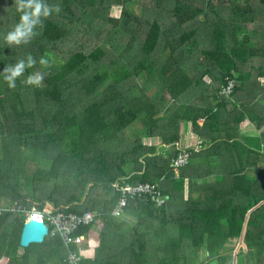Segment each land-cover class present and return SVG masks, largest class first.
<instances>
[{
	"label": "trees",
	"instance_id": "obj_1",
	"mask_svg": "<svg viewBox=\"0 0 264 264\" xmlns=\"http://www.w3.org/2000/svg\"><path fill=\"white\" fill-rule=\"evenodd\" d=\"M76 1L45 0L61 11L29 44L9 47L5 36L21 13L16 0H0V264H66L69 252L80 264H203L205 248L215 257L236 240L263 254L264 0H154L158 8L142 6L141 16L121 2L101 0L102 11L94 0L89 12ZM115 6L123 7L119 18L110 15ZM69 15L74 31L59 19ZM100 31L112 44H101ZM73 34L80 36L63 64H39ZM28 55L45 83H21L34 66L9 88L4 67ZM231 79L233 93L220 100ZM136 123L139 134L126 140ZM249 123L258 137L241 136ZM187 127L210 148L191 150L176 177L172 147ZM146 138L170 152L157 153ZM117 180L156 186L166 203L138 198L113 216ZM30 199L44 211L50 203L97 215L74 233L84 238L78 247L47 237L23 248L26 217L5 208H30Z\"/></svg>",
	"mask_w": 264,
	"mask_h": 264
},
{
	"label": "built area",
	"instance_id": "obj_2",
	"mask_svg": "<svg viewBox=\"0 0 264 264\" xmlns=\"http://www.w3.org/2000/svg\"><path fill=\"white\" fill-rule=\"evenodd\" d=\"M234 86L235 81L231 79L229 81V86L220 92L221 95L228 99L231 93H233ZM191 149L190 147L182 148L178 145V156L171 164V169L174 170L176 177H179L180 169L189 163L192 155ZM197 150L198 147L193 148V151ZM112 186L121 193L118 205L112 212L113 216H121L124 213V208L129 205L130 200L138 198L150 199L158 205L166 203V198L163 196L162 192L151 184H140L138 186H132L131 184L122 185L120 181L117 180ZM37 205V203H33L29 208L15 201L6 206L5 209L9 213L23 214L26 217L25 222L32 219L45 222L49 226L48 237H59L66 250L72 246L78 247L83 243L84 238L82 236L74 237L73 235L80 226L91 223L93 218L97 215L96 212L92 211H86L82 214L67 213L61 208H56L53 205H51L50 211H44L38 209ZM67 254L66 264H80L81 258L78 255L70 252Z\"/></svg>",
	"mask_w": 264,
	"mask_h": 264
},
{
	"label": "clouds",
	"instance_id": "obj_3",
	"mask_svg": "<svg viewBox=\"0 0 264 264\" xmlns=\"http://www.w3.org/2000/svg\"><path fill=\"white\" fill-rule=\"evenodd\" d=\"M17 11L21 13L19 23L13 30L5 36V41L9 47L29 44L38 35L37 28H43L44 20L49 18L53 12L61 11L60 5H49L45 0H16ZM37 61L32 55L26 59H20L15 64L6 65L3 69L4 80L8 87L15 89L17 80L24 76L27 69L33 68ZM41 66L47 67L48 59L41 57ZM45 79V74L41 71L32 72L26 79L21 80L22 84L33 87H40Z\"/></svg>",
	"mask_w": 264,
	"mask_h": 264
},
{
	"label": "rangeland",
	"instance_id": "obj_4",
	"mask_svg": "<svg viewBox=\"0 0 264 264\" xmlns=\"http://www.w3.org/2000/svg\"><path fill=\"white\" fill-rule=\"evenodd\" d=\"M81 1V2H80ZM78 0V1H76V2H79L80 3V5L83 7V8H85V10H88L89 12L90 11H92V5H93V2H94V0ZM104 2L106 3V5H107V3H112V5H119V3L121 2L122 3V5H124V7L125 8H127V11H129V13H130V11H131V13H137L136 15H138V16H141V14H143L144 13V10H143V8H145V7H148V6H150L151 8H154L155 10L158 8L157 6H156V2L154 1V0H143L142 1V5H141V2H139L138 0H132V1H130V2H128V1H126L125 2V0H104ZM97 3H98V7L97 8H99V10H102V11H106V8H104V7H102V2H101V0H97ZM94 6V5H93ZM142 6H143V8H142ZM102 7V8H101ZM14 8V7H13ZM12 8V9H13ZM12 9H10V11L9 12H6V13H4V17H6L7 19H8V17L6 16L7 14H12V13H15V11H14V9H13V11H12ZM160 10V12H162L161 11V9H159ZM122 12H123V7H118V6H115L114 8H112L111 10H110V15L112 16V17H115V18H119L121 15H122ZM104 15H105V13H103ZM162 15V14H161ZM106 16V15H105ZM110 17V16H109ZM161 17V16H160ZM73 18V21L75 20V17L73 16V15H69L68 17H59V19H61L60 21H63L64 23H71L72 22V19ZM103 18V17H102ZM101 18V19H102ZM104 19V18H103ZM146 20H151V18L149 19V18H145ZM101 21V23H102V20H100ZM166 21H168L166 24L168 25V24H170V22H171V19L170 20H167L166 19ZM9 23H5L4 24V29L5 30H7L8 28H9V25H8ZM69 27H70V29L72 30V31H74V29H75V23H71V24H69ZM76 32H78L77 30H75V32L74 33H76ZM75 36H80V35H77V34H73V35H69L68 36V38H67V41H65V42H63V43H61V45L60 46H57L55 49L54 48H51V49H53V51L52 52H49L48 54H45V55H47V56H44L43 55V57L44 58H46V59H50L51 60V64H53V65H55V64H57V66L58 65H61V64H63V62H64V60H66V58L68 57V55H67V52L72 48V45H73V37H75ZM98 37H99V40H100V42H102L101 44H103L104 45V43H106V42H104L103 40L105 39V35L100 31V33H99V35H98ZM107 45H109V44H112V42H108V43H106ZM53 47V46H52ZM36 71H40V69H39V67L38 66H35L34 68H33V72H36ZM145 80V78H144V76H142L140 79H139V81H140V83L142 84L143 83V81ZM43 83H45V79H44V81H43ZM224 96L223 95H221V93H219V96H218V98L220 99V100H222V99H224L223 98ZM140 130H141V125H140V123H136L131 129H130V131L124 136V138L126 139V140H128V141H133V140H135V138H136V135H138L139 134V132H140ZM187 130H188V127H187ZM192 130V128H190V131ZM189 133H192V132H189ZM197 137V136H196ZM144 142H145V144L147 143V144H155L154 143V139L153 140H151V139H144ZM162 144V142H160V141H158V142H156V145H161ZM157 148V147H156ZM187 148V147H186ZM200 149V147L198 148V150ZM28 202H31V204H33V202H32V200L30 199V200H28ZM35 203H38V202H34V204ZM49 206H50V208H51V204L50 203H47ZM129 221L130 222H133L134 221V217H129ZM248 252H255V253H252L251 254V256H250V260H254V257H257L258 259L260 258V256H258L257 254H258V252H256V250H249ZM247 261H248V258H247V255L245 254V252H243V254H241V256H240V258H239V260H238V263L239 264H247Z\"/></svg>",
	"mask_w": 264,
	"mask_h": 264
},
{
	"label": "crops",
	"instance_id": "obj_5",
	"mask_svg": "<svg viewBox=\"0 0 264 264\" xmlns=\"http://www.w3.org/2000/svg\"><path fill=\"white\" fill-rule=\"evenodd\" d=\"M198 122H199L200 126H203L205 120L203 118H200ZM189 132H192V133H189ZM241 136L254 138V137H258L259 133H258L256 127L253 124L249 123L248 126H246V127L244 126L241 129ZM160 140L161 139H159V138L154 139V143L156 144V142H158ZM236 140H238L237 137H236ZM203 141L204 140L198 134H196L193 130L190 131L188 128V130L186 131L185 137H183L182 141L177 143L176 145H174L172 148H175L176 150H178V145L182 148H185V147L189 148L190 147V148H192L191 150H193L194 147H198V148L200 147V149L196 151L199 153L202 151H207L210 148L209 146L202 147L201 143H203ZM231 142H234V141H231ZM156 147H157L156 149H157V153H158L161 151L170 152L171 146H165L162 143L161 145H156ZM176 154L178 155V152H176ZM176 157L174 159H176ZM259 167L263 168L264 165L261 164ZM129 217H131V216H126L125 219L130 220ZM131 223L133 225L136 224L137 219L134 217V221ZM245 246L246 245L241 243L239 240L232 241V242L227 244L226 248L224 249V251L221 252L220 255H217L215 257H210L211 256L210 252L208 251L207 248H205L200 253L201 254L200 259L203 262V264H210L213 260H218V264H239L238 260L241 256V254H243V252H245V254L247 255V258H248L247 264H264V253L261 255L257 254L258 256H260L259 259L257 257H254V260H250L251 254L255 253V252H248L249 250H247V247H245Z\"/></svg>",
	"mask_w": 264,
	"mask_h": 264
},
{
	"label": "water",
	"instance_id": "obj_6",
	"mask_svg": "<svg viewBox=\"0 0 264 264\" xmlns=\"http://www.w3.org/2000/svg\"><path fill=\"white\" fill-rule=\"evenodd\" d=\"M49 236V226L45 222L37 220H29L25 222L20 245L23 248H27L29 245L43 244L46 238ZM210 264H218V260H213Z\"/></svg>",
	"mask_w": 264,
	"mask_h": 264
}]
</instances>
